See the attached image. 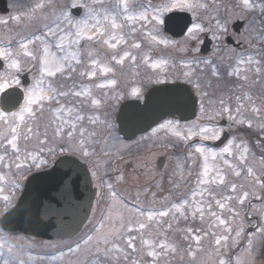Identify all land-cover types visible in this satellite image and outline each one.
Segmentation results:
<instances>
[{"label":"snow or ice","instance_id":"6c2138e0","mask_svg":"<svg viewBox=\"0 0 264 264\" xmlns=\"http://www.w3.org/2000/svg\"><path fill=\"white\" fill-rule=\"evenodd\" d=\"M60 6L59 15L56 14V7ZM119 5L127 14L128 20L139 19L141 21L149 22L154 28L164 23L163 15L173 11L189 12L195 19V22L186 29V37L183 45L178 46L177 42L170 41L167 38H158V35H153L149 32L146 36L152 44L157 46H164L165 48H177L183 52L188 50V45H200L203 43L202 34L208 32L212 33L214 39H220L223 34L228 32L229 20L227 18L221 20L217 16L211 14L210 9L215 8V0H211V4L207 0H161L159 6L153 7V14L149 15L147 11L139 12L138 15H133L129 12L128 0H119ZM109 0H90V3H85L84 0H70L67 6L60 5V0H39L35 5L29 9L27 13L13 17L17 24H21L26 16L29 20L33 18L35 13L40 10L43 18L48 19L49 15L55 16L52 25L45 24L48 31L43 36H37L34 33L21 38L18 46L13 50V40L9 39L4 42L5 46L0 47V61L6 65L5 72L0 74V94L4 95V102L6 105L17 108V111L0 110V128L7 129L6 132L0 131V149L3 150L4 155H0V165L5 163L6 157L12 159L14 167L20 170L27 166L40 168L46 163L45 160L39 159L33 151L28 150V142L33 138L42 146H47L50 142L56 143L60 151L63 152V141L67 137L70 146L74 151H78L80 155L87 159L94 156L95 150L91 148V144L99 143L97 139L100 135L97 131H89L84 126V121L90 125H96L98 117L94 115H87L86 109L100 108L103 101L99 98H92L91 88L83 84L82 80H92L97 77V70L103 74L114 72V69L107 65H101L100 61L94 57V52L88 48H81V41H98L112 50L110 60L116 64L123 65L126 58L131 61H136V56L131 51H123L122 55L117 52L119 45L128 44V40L123 35L117 36L115 34L107 33L106 22L110 24L111 28H118L116 17L111 15L108 11ZM239 7L241 11L254 10L260 8L264 12V5L255 4L253 0H239ZM83 9L84 16L82 18H75L72 15L73 9ZM44 9H49L44 12ZM102 14V18H101ZM89 21H94L90 23ZM207 21V22H205ZM64 22L71 26L73 31H66L61 26ZM0 24H8L7 20H0ZM94 30V31H93ZM63 33V34H60ZM220 35H217V34ZM49 38H54L49 40ZM112 41H115L114 43ZM69 45L74 46V50ZM30 46H32L30 48ZM132 48L140 49L141 43L133 42ZM55 48L60 53L52 51ZM192 51L199 52V47H193ZM260 59L253 55L245 57H238L235 60L232 70L229 75L235 76L243 81L242 87L246 86L251 80L252 84L259 83L264 77V51L260 54ZM151 61V57L145 55L143 62L148 64L151 68H160L162 72L166 71L164 65L169 63L168 60L162 59L158 61ZM196 63H203L205 66H211V74L213 77H219L220 73L217 70L218 66L214 65L211 60L196 61L193 58L190 61H184L183 67L188 71L183 72L185 82L192 84L193 87L202 95L208 98V104L205 105L204 100H201V112L206 116L209 122L215 121L217 118L227 117L229 129L234 125L244 126L247 129H254L258 134L256 145L261 149V166L264 168V97H255L251 92L244 91L242 94L234 96L235 105L232 104L233 97L228 100L219 98L213 101L207 88H211L210 82L201 83L196 77V69L193 67ZM4 65H0L3 67ZM27 66V68H26ZM36 69V74L33 76V82L30 86L23 87L19 78V73L25 70L29 72ZM158 83H166L167 78H161L157 74ZM111 85L116 84V80L112 79L108 82ZM107 85L98 84L96 87L105 88ZM137 90L133 91L136 95ZM22 101V102H21ZM259 101V102H258ZM255 121V125H254ZM105 135L110 136L113 125L104 121ZM178 122L167 121L159 125V128L154 132L163 131L165 134L171 132L172 136L179 141H190L194 137L199 136L202 140H219L221 134L224 132L223 128H217L214 124L209 123L208 126H203L193 123L185 131L179 130ZM49 129L52 130V136H49ZM78 134L79 139L75 144H71L73 138ZM23 141V145L21 144ZM23 147V152H22ZM194 151L191 153L192 157L197 154L203 157L204 167L202 175L200 173L196 176L197 185H209L215 183L217 185H225L226 178L221 175L219 171L216 172L215 177L209 180L208 160L211 157L213 160L219 155L223 164L228 169L234 172L236 177H241L244 172L246 177L250 179L251 186L238 185L235 182L230 183V190L236 194L238 188L239 193L235 196L228 195L222 199H215L214 203L220 210H227L232 214V221L222 218L221 214L212 211V202L209 200L205 203L203 200L197 204L196 196H204V191L189 189L191 194L189 198H182L181 203H172L171 206L164 204L161 209L144 211L137 208L136 212L143 220H137L135 224L131 222L127 225L123 222L118 226L113 225L107 231L105 229L104 220L111 219L110 215L102 216L98 225L94 227V235H88L83 240L85 247L83 251L88 256H95L93 264H121V261L129 262V264H138L137 260H133L131 253L139 255L142 251L148 257L152 258V264H167V257L169 255L177 254V247L169 243L167 240V233L164 231V225L168 229L172 225L164 220L170 215L180 213L185 219L191 215L192 218H199L203 221L205 216V208L208 209V214L215 218L216 226H225L221 234L211 233L214 236L215 251L219 254L217 264H232L230 259H225L221 253V249L227 250L231 245L229 244L230 235L235 232V237L239 238L244 232L243 225L233 227V221L239 216V212L234 208L229 207V203L234 199L243 206L246 202L250 204L249 215L260 216L261 223L258 225H251L255 230L247 239V247L244 253L236 258L235 264H253V245L257 237L261 242H264V197L257 195L253 189L256 186L264 191V171L255 169L252 166V157L248 144L241 140L236 142L235 138L229 140L228 146L225 147L221 153L217 154L211 152L204 146H191ZM233 147L237 152L233 151ZM9 150L11 156H9ZM43 151V147L39 149ZM49 153L54 154L56 148L49 147ZM224 154L231 156L235 163L229 159H225ZM105 156L109 153L105 152ZM23 161L21 163V157ZM30 160V163L28 161ZM195 163V160H193ZM13 164L7 166L11 168ZM260 171V174L257 172ZM95 175V173H93ZM192 176L191 170L185 171L182 165H177V169L173 171L169 177L174 189L179 190L181 185L187 187L186 181ZM123 175L117 176V182L123 180ZM0 180H4L0 176ZM104 187L108 190L106 195L112 203L119 201L118 193L114 190L113 184H105ZM157 190L163 191L159 184L156 185ZM208 191L209 197L213 196L211 189ZM0 191H3L0 188ZM145 197H151V202H156V191L145 189L143 192ZM250 198L261 201V207L257 208L251 205ZM9 196H3V200L9 201ZM164 201L169 198L164 197ZM163 204V202H162ZM111 207V204L109 205ZM191 209L190 212L187 210ZM157 217L160 219L158 220ZM91 223V221H89ZM155 230V231H153ZM188 235L185 239H191L196 247L192 244L188 245L187 254L195 259L197 251H202V241L205 236L210 233L205 232L203 235H193V229L188 228ZM137 235H133V233ZM149 238H144L145 233ZM163 237V239L159 238ZM139 240V246L137 241ZM238 243L237 239L232 240V245ZM81 244L76 243L75 247H68V252L77 253L81 251ZM12 251L11 248L8 249ZM0 255H3L0 252ZM63 255V253H61ZM5 264H8L5 261Z\"/></svg>","mask_w":264,"mask_h":264},{"label":"rangeland","instance_id":"374dc122","mask_svg":"<svg viewBox=\"0 0 264 264\" xmlns=\"http://www.w3.org/2000/svg\"><path fill=\"white\" fill-rule=\"evenodd\" d=\"M12 2V0H10ZM139 0H128L129 4V12L133 15H138L139 12L147 11L149 15L153 14V7L149 5L148 3L144 4H138ZM233 0H215V3H228ZM239 1V0H238ZM207 2L211 3V0H207ZM161 3V1H160ZM159 3V4H160ZM156 5V6H159ZM255 4H260L259 2H256ZM142 5V6H141ZM216 7V6H215ZM108 11L111 15L116 17V23L119 25L118 28H111L110 24L106 22L107 27V33L105 35V39L108 38V34H115L117 36L123 35L125 39L128 40V44L119 45L118 49L116 50L121 55L123 51H131L133 55L136 56V61L133 62L131 59L126 58L123 65L116 64L114 61L110 60V55L112 53V50L108 49L106 45H104L102 42L98 41H81V45H83V48H88L90 45V48L93 50L95 49L97 51L98 59L101 63V65H107L114 69V72L103 74L97 70V77L92 80H84L87 81L84 84L90 86L91 88V96L92 98H99V99H106L108 101L107 106H111L112 115L113 118V130H114V137L113 142L110 144L112 147V150L116 152L115 155L112 157L103 156L101 159V162H107L110 158H118L119 155H123L125 150H135L137 155L134 154L135 161L141 163V166H144V174H146V183H145V189H149L151 191H156V203L159 201V195H162L166 192L172 193V191H175V194L177 195H188L189 199L191 197V194L189 190L187 189H195L197 192L204 191V196L201 197L199 195L196 196V203L199 204L201 200H203L205 203H207L209 200L212 202V211L218 212V214H221L222 218L229 219L232 221V214L229 213L226 209L220 210L216 207L214 200L215 199H222L223 197H226L228 195H237L240 191L238 188V192L236 194L232 193L230 190V183L235 182L238 185H247L251 186V181L249 178L246 177L245 173H241V177H236L234 172L227 168L226 165L223 164V161L221 157L218 155L215 160H213L211 157H209L208 160V168H209V180H212L216 172L219 171L221 175H224L226 178V184L225 185H217L215 183H211L209 185H197L196 183V176L198 173L202 175L203 167H204V160L203 157L199 156L197 154L195 157L191 156V153L194 151L193 145L194 141L196 139L202 140L199 136L194 137L192 140L184 142L179 141L177 138L172 136L171 132H168L165 134V132H154L155 129L159 128L157 126L153 130H151L148 134L140 135L138 137V140L136 143H128L120 141V137L117 134V125L115 123V117L117 113L118 106L126 99H135L139 98L144 95L146 89L150 86L157 85V84H163L157 82V74L161 76V78H167V82H173L176 80H182L185 81V77L183 76L184 71H188V69L183 67L184 61H190L193 58L196 59V61H203L200 57L196 55L195 51H192L193 44L188 45L187 51H179L177 48H165L164 46H157L152 44L148 39H146V36L149 32H151L153 35H158V38H167L170 41L177 42V45H183L185 41V37L182 39H174L170 37L169 35L164 33L163 30V24L158 26V29L154 28L153 25L146 21H141L138 18L135 20H128L127 14H125L122 10V7L119 5V0H109V7ZM249 11V10H246ZM220 13V10H213L212 15L217 16V14ZM168 13H165L163 15V20L165 16ZM218 17V16H217ZM102 18V14H101ZM94 22V21H93ZM94 31V30H93ZM7 38H10V35L6 36ZM113 43L115 41H112ZM133 42H139L141 43L140 49H135L131 47V44ZM264 47V46H263ZM74 50V49H73ZM264 51V48H262ZM147 55L151 57V62L158 61L162 59H166L169 61L167 65H164L163 68L166 69V71L162 72L160 68H151L148 64H145L143 62V57ZM256 57L255 55H253ZM234 57V55L228 56L226 59L229 64H227L229 67L222 71V68L225 66L222 63H214V65H217V70L219 71L220 75L219 77H213L211 74V66H205L203 63H196L193 65V67L196 69V77L199 78V81L201 83L210 82L212 87L207 88V90L210 94V97L213 101L224 98L225 100H228L230 97H233L232 104L235 105L234 96L237 94H242L244 91L251 92L255 97H264V77L261 78L259 83L252 84L251 80L249 83L242 87L243 81L241 79H238L235 76L229 75V72L232 70V66H234L235 60L238 58ZM257 58V57H256ZM259 59V58H258ZM112 79L116 80L115 85H111L108 82ZM98 84H105L107 85L105 88H98L96 85ZM192 87L193 85L190 84ZM194 88V87H193ZM137 90L136 95H133V91ZM196 90V89H195ZM199 97V112L195 119L188 121V122H182L178 121L176 119H167L163 123H166L167 121H173L178 122L182 132L185 131L188 127H190L193 123H197L203 126H208L209 123L214 124L217 128H223L224 131H228L231 133H235V136L243 135L242 133H257L255 128L254 129H247L244 126L234 125L231 129H229V121L227 120V117L224 118H217L213 122H209L206 119V116L201 112V100H204L205 105L208 104V98L202 97V95L196 91ZM104 100L103 103L105 102ZM259 102V101H258ZM102 106L98 109L93 108V110L90 112L89 109H86L87 115H94L98 117V122L96 125H91L92 127L96 128L101 127V129L104 128V121H106V112L107 109H109L107 106ZM102 110V111H101ZM87 120V119H86ZM223 120L227 121V124L223 126L221 122ZM84 123V122H83ZM162 124V123H161ZM255 125V121H254ZM144 135V136H143ZM222 135V134H221ZM259 137H257L258 139ZM256 139V140H257ZM232 140V139H231ZM236 140V138H235ZM237 143L240 142V140H236ZM246 142V141H245ZM256 142V141H255ZM181 143H183V148L179 149ZM188 143H191V145H187ZM248 146L253 148L252 143H248ZM256 144V143H255ZM204 146L203 144L199 143L195 146ZM228 146V144H227ZM226 146V147H227ZM205 147V146H204ZM207 148V147H206ZM138 149V150H137ZM209 149V148H207ZM224 149V148H223ZM223 149L220 150H214L209 149L211 152H215L217 154L221 153ZM257 149L259 152H257L255 157H252V166L255 169L264 171V168L261 166V149L257 146ZM233 151L237 152L235 147H233ZM251 152L253 150L251 149ZM161 157L166 158L165 166L163 168H158V161H161ZM225 159H229L233 163L235 161L231 156H228L227 154H224ZM193 160H195V163H193ZM21 163H25L22 161ZM177 165H182L185 171L191 170L192 176L188 178L186 181L187 187H184L181 185V188L179 190H176L173 188L172 183L170 182L169 177L177 169ZM22 168L20 170H12L4 169L2 166L0 167V174L4 177V180L0 182V188L3 189V191H0V214L3 211V209H7L8 207H11L17 200L22 188V177L25 175V173H28L29 170L26 168ZM12 172H17L16 177H20L18 183H10V174ZM227 172V173H226ZM115 174L114 180H115V187L114 190L116 192H121L123 195L125 193V186L123 185L125 183V179L123 178L122 181L117 182V176L121 175ZM229 177H228V175ZM257 174H260V171L257 172ZM124 177V174H122ZM232 179H231V178ZM238 179V180H237ZM109 184V182H107ZM151 184V185H150ZM159 184L163 191H159L156 188V185ZM123 186V187H122ZM205 189H211L213 192V196L209 197L208 191ZM142 191V193L144 192ZM256 191L257 195L264 197V191H262L259 186H256L254 189ZM133 193H138L137 190H134ZM216 196H215V195ZM9 196V201L6 202L3 200V196ZM184 198V197H182ZM182 198L180 197L179 200L182 202ZM165 203L164 199H162ZM251 205L256 206L257 208L261 207V201L250 198ZM145 210H156L155 203L151 202V197H145ZM179 202V203H181ZM229 203V207L234 208L236 211L239 212V216L235 218V220L232 222L233 227L235 228L236 221L239 220V223L237 225H243L244 232L239 238L235 237V232H233L230 235L229 244L231 245L227 250L221 249V253L223 254L225 259H230L232 261V264H235L236 258L241 256L244 253L245 248L247 247V239L251 236V233L255 230L251 225H258L261 223V217L257 216V221H255L253 218H250L251 221H248L245 217V215H249V212H247V208L245 207L249 203L246 202L243 206L239 205L236 200L234 199ZM111 207L108 206L107 211L105 215H110L111 219H105V229L103 231H107L110 228L113 227V225L118 226L119 223L123 222L124 224L132 223L135 224L137 220H143V217H139L135 208H130L126 206L125 203H123L122 199L119 197V201L117 203H110ZM109 204V205H110ZM245 207V209H244ZM191 211V209H189ZM101 214L102 212H97V214L93 215L91 218V223L88 224V226L83 230L78 236H76L72 240H66V241H43V242H37L34 240H28L27 238L23 236L15 237L6 234L0 229V252L3 253V255H0V264H5V261L8 262V264H93V261L96 259L95 256H88L83 249L85 246L83 244V240L86 239L88 235H94L93 229L95 226L98 225L99 221L101 220ZM102 215V216H105ZM251 216V215H249ZM170 217V216H169ZM169 217H165L164 220L167 222L170 220ZM252 217V216H251ZM159 220L160 218L157 217ZM194 221H202L199 216H197L195 219L191 217V215L188 216L187 219H185L183 216L180 215V213H177V228L176 230L178 233H174L177 237L173 235L167 236V240L169 243L174 244L177 249L178 253L169 255L167 257V264H217V260L219 258V254L215 251V243H214V236L211 235V233H216L217 235L221 234L223 231V228L225 226H216L215 218L211 217L208 214V209L205 208V216L201 223H195L193 225ZM171 224V223H170ZM172 225V224H171ZM193 225V227H192ZM164 226L167 225L165 224ZM191 228L193 229V235L200 234L203 235L205 232L210 233L209 235L205 236L202 241L203 250L197 251L195 259L190 257L187 254V248L189 244H192L193 248L196 247L195 243L191 239H185V236L188 235L187 229ZM251 228L252 231L248 232V229ZM155 231V230H153ZM133 235H137V233H133ZM144 238H149L147 235V232L145 233ZM163 239V237H159ZM182 238V239H179ZM237 239L238 243L235 245H232V240ZM76 243L81 244L82 248L80 252L77 253H69L68 247H75ZM137 244L139 246V240L137 241ZM244 244V245H243ZM263 246V242L260 241L259 237L256 238L253 245V264H264L262 259L260 258V252ZM9 248L12 249L11 252H9ZM236 249V250H235ZM132 259L137 260L138 264H152V258L148 257L145 252L139 253L137 255L136 253H131V250H128ZM63 253V255H61ZM114 264V262H113ZM121 264H129V262L121 261ZM161 264H164L163 261H161Z\"/></svg>","mask_w":264,"mask_h":264},{"label":"flooded vegetation","instance_id":"af4514ba","mask_svg":"<svg viewBox=\"0 0 264 264\" xmlns=\"http://www.w3.org/2000/svg\"><path fill=\"white\" fill-rule=\"evenodd\" d=\"M160 1L161 0L159 1L140 0L138 4H142L144 2V4L148 3L149 5L154 7L158 5ZM37 2H39V0H12V2L11 1L9 2V6L11 8L10 12L8 14L0 13V20L8 21V24H0V47L5 46L4 42L11 39L13 40V45H12L13 50H15V48L18 46V43L21 41L22 37L28 36L29 34H32V33H34L37 36H43L48 31V29L45 27V24L54 26L52 25V21L55 19V16L49 15L48 19H44L40 10H38L35 13V15L33 16L31 20H29L25 16L21 24H17V22L14 19H12L15 16L23 15L24 13H27L29 9H31ZM55 2L56 0H54V3ZM84 2L90 3V0H84ZM253 2L254 3L259 2L260 5H264V0H253ZM69 3H70V0H60V5L67 6ZM215 6H216L215 8L210 9V12L212 14L214 9L220 10V13L217 14L218 18H220L221 20L227 18L229 20L228 32L226 34H223L220 39H214L212 33L206 32L202 34L203 43L200 45H195L193 43V47H199L200 49L199 52H196V55L203 60H211L212 62L214 61V63H222L223 65H225L222 68V70H225L227 69V67H229L227 65L229 63L227 62L226 59H228L227 57L230 55H234V57H237V56L245 57L248 55H255L257 58L260 59L261 56L259 54L263 51L262 48H264L263 47L264 46V12H262L260 8H256L251 11H246V10L241 11L238 0H233L228 3H215ZM43 11L48 12L49 9H44ZM59 12H60V6L57 5L56 14L59 15ZM185 13H188L191 16L192 23H194L195 19L192 16V14L189 12H185ZM72 15L77 19L82 18L84 16V10L80 8L73 9ZM89 22L94 23L93 21H89ZM237 22H240L241 24L239 26H235V23ZM61 26L65 28L66 31H73L71 29V26L64 22H61ZM60 34H63V33H60ZM7 35H10V38H7L6 37ZM217 35H220V34L218 33ZM183 37H185V35L178 39H182ZM53 39L54 38H49V40H53ZM205 40L211 41V44H210L211 50L208 54H203L201 51ZM88 42H91V41H88ZM82 46L83 45H81V48H83ZM31 47L32 46H30V48ZM69 47H72L74 49V46L69 45ZM88 49H91L90 45ZM52 51L57 52L58 55L60 54L58 50L55 48H53ZM92 51L94 52V57L97 58L98 57L97 51L95 49H93ZM2 63L4 66L0 67V74H3L6 69V65L4 64V62ZM35 74H36V69H32L31 72H29L28 70L20 72L18 75L21 80V85L23 87L30 86L33 82V76ZM81 82L84 84L87 81L82 80ZM150 87H148L144 95L139 97L138 99H143L146 92L148 91ZM3 100H4V95L0 94V110H4ZM104 101L105 102L103 103V106H107L108 101L106 99ZM107 107L109 109H107L105 118L109 124L113 125L114 116L112 115V112H110L111 106L110 107L107 106ZM17 110L18 109L15 108L13 111H17ZM92 110L93 109H89L90 112ZM84 126L89 131L95 130L100 134L97 137V139L100 142L91 144V148L95 150L94 156L89 157L87 159L83 158L78 151L73 150V148L70 146V143L68 142L67 137H65L64 141L62 142L63 148H64L63 152L60 151V148L57 147L56 143L50 142L47 146H42L37 142L35 138H33L30 142H28V150L33 151V153L36 154L39 159L45 160L46 163L43 164L38 169L35 167L29 168L26 163V166H27L26 168L33 170V171L44 170L46 168L51 167V165H53V163L56 161L55 159H57V157H60L62 155H71V156L77 157L82 162H84L88 166L91 172L93 184L97 192L89 221H91V218L93 217V215L97 214V212L98 213L102 212L101 216L105 215L107 208L109 204L111 203V201L106 195L108 190L104 187V185L107 184V182H109V184H113L115 187L116 183L114 180V176L115 174H120V173L124 174L125 183L123 185L125 186L124 189L126 191L124 195L121 192H117L118 196L122 199L123 203H125L126 206L130 208H135V209L139 207L141 208V210H145V204H144L145 195H143L142 191L145 188L146 174H144V169H145L144 166H141V163L135 161L136 157L134 156V154L137 155L136 151L132 149L125 150L122 156L119 155L118 158L117 157L115 159L110 158L108 159L107 162H104V161L101 162V159L104 156L105 152L109 153L108 157H112L113 155L116 154V152L112 150L111 148L112 146L110 145L113 142L114 130L112 128L111 135L108 136L104 134L105 129L103 130L101 129V127H97V126L96 128H94L90 124L87 123V120L84 121ZM0 131L6 132L7 129L0 128ZM238 134H239L238 136H235V133L230 132L229 140L236 138V140L238 141L243 140L248 143H252L253 145V148L251 147V149L253 150L252 154H253V157H255L257 154V145L255 144V141L258 137V134L257 133H242L243 135H240V133ZM49 136H52L51 129H49ZM120 138H122L123 140V137L121 135H120ZM78 139H79V136L77 134L71 141V144H75L76 140ZM137 140H138V137L134 140H125V141L128 143L134 144L136 143ZM216 141L217 140L196 139L195 143L196 145L201 143L205 147L209 149H214V150L223 149L228 144L227 142V144L223 145L222 147L216 148L213 145V143ZM23 143L24 142L21 141L22 145ZM183 145L184 144L181 143L179 149L183 148ZM187 145H191V143H188ZM41 147H43L42 152L39 151ZM49 147L56 148V151L54 154L49 153L48 151ZM22 152H23V147H22ZM0 155H4V152L2 149H0ZM9 156H11L10 150H9ZM161 158H164L165 161L162 162V165H163L162 167L160 166L161 162L158 161L157 163L158 168H163L165 166L166 158L165 157H161ZM22 161H23V156L21 157L20 162ZM28 163H30V160L28 161ZM8 164H13V161L12 159H9L8 157H6L5 163L3 165H0V167L2 166V168L4 167V169H9L10 171L16 169L14 167V164L11 168L7 166ZM16 173L17 172H12L10 174L9 176L10 183L16 184L17 182ZM93 173H95V175H93ZM0 182H2V180H0ZM134 190H137L138 193H133ZM188 190L189 188L187 189V191ZM158 197H159V201L157 203L155 202L156 210L161 209L164 204H166L167 206H171L172 203L181 202L179 200L180 197L189 198L187 194L184 196L180 194L176 195L175 191L174 192L172 191V193L166 192L162 195H159ZM164 197L169 198L165 203L162 200ZM187 211L190 212L189 209ZM251 216L245 215L248 221H251L250 218H253L255 221L258 220L257 216H252V217ZM169 219L170 220L168 221V223L172 224V228L168 229L166 228V226H164V231L167 233V236L171 234L177 237L174 234V233H178V231L176 230L177 213L174 212V216L170 215ZM89 221L84 226L83 230L88 226ZM195 223L202 224V221L193 220V225ZM238 223H239V220L236 221L235 225L237 226ZM179 239H182V238H179Z\"/></svg>","mask_w":264,"mask_h":264},{"label":"water","instance_id":"95a60500","mask_svg":"<svg viewBox=\"0 0 264 264\" xmlns=\"http://www.w3.org/2000/svg\"><path fill=\"white\" fill-rule=\"evenodd\" d=\"M0 11H9L7 0H0ZM190 24L189 14L172 12L165 18V31L181 37ZM240 24L237 22L235 26ZM210 44L211 41L205 40L203 54L210 52ZM3 105L5 110L14 109ZM197 111L198 99L191 87L169 83L150 89L143 102L130 100L122 104L117 123L120 133L130 139L167 118L192 120ZM228 137L225 132L215 146H222ZM160 162L162 167L164 159ZM95 193L87 166L74 157L63 156L51 168L27 179L17 203L0 217V226L10 235L35 237L40 241L73 238L90 216ZM261 256L264 260V245Z\"/></svg>","mask_w":264,"mask_h":264}]
</instances>
